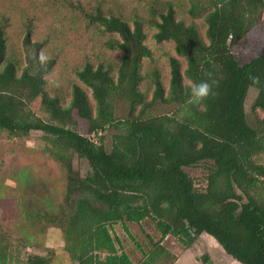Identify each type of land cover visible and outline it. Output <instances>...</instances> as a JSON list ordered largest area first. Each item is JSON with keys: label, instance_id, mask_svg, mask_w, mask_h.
<instances>
[{"label": "trees", "instance_id": "1", "mask_svg": "<svg viewBox=\"0 0 264 264\" xmlns=\"http://www.w3.org/2000/svg\"><path fill=\"white\" fill-rule=\"evenodd\" d=\"M92 1L84 7L75 0H52L49 9L52 15L79 11L87 29L93 25L105 37L103 49L119 53L118 62L90 49L66 88L45 77L60 64V50L51 51L46 63L37 55L41 70L21 71L20 54L11 47L19 15L27 16L26 46L39 51L54 41L32 42L41 23L29 16L31 7L22 11L15 0L0 6V127L52 137L66 170L63 206L38 215L25 200L20 222L40 224L35 233L62 228L66 250L78 264H134L118 254L109 225L146 219L163 238L172 235L187 248L206 233L241 264H264V116L252 125L245 110L250 88L258 91L254 108L264 110V52L241 64L231 50L260 23L264 0H189L190 16L205 13L204 37L195 22L177 20L174 0H139L146 5L128 11L119 0ZM147 28L156 30L157 42L173 41L186 60L182 70L180 59L170 57L168 87L145 43ZM145 58L150 70L143 72ZM206 73L218 82L215 95L191 103V87L208 80ZM120 101L129 111L117 119ZM158 103L176 106L171 113L146 116ZM108 127L115 129L110 151L99 136ZM63 152L85 159L90 174L81 177ZM199 164L207 170L203 190L187 171ZM163 253L167 249L159 243L141 264H153ZM8 256L0 239V264H8ZM25 264L50 261L33 254Z\"/></svg>", "mask_w": 264, "mask_h": 264}, {"label": "rangeland", "instance_id": "2", "mask_svg": "<svg viewBox=\"0 0 264 264\" xmlns=\"http://www.w3.org/2000/svg\"><path fill=\"white\" fill-rule=\"evenodd\" d=\"M17 1L20 10L24 11L25 8L31 7L32 12L29 16L40 20L38 22L41 24L32 42L46 37L54 41L52 46L49 44L46 49L41 48L39 51L36 50L34 44L26 46L22 31L27 16L26 14L19 15L12 28L11 47L20 54L21 71L24 69L33 72L41 70L43 66L37 60V55L43 51L48 57L52 54L51 51L60 50L62 51L60 64L45 77L49 84L54 85L56 82L66 88L75 77L74 67L81 64L83 57L90 49H92L91 53L104 51L108 59L118 62L119 53L103 49L102 41L105 37L98 36L96 27L93 25L88 30V21L80 15L79 11L66 10L64 14L54 13L52 15V10L49 9L52 0H15ZM75 1L84 7L94 3L92 0ZM119 1L127 11L134 8L140 10L147 2ZM174 1L177 20H182L187 24L195 22L204 37L205 13L194 18L188 13L189 0ZM104 2L109 5L111 0H104ZM5 3L6 0H0V6ZM146 31L145 43L152 49L156 65L168 87L170 57L177 56L180 59L182 70L186 68V60L177 55L173 41L157 42L153 37L156 30L147 28ZM231 50L241 64L264 52V9L260 14V23L248 33L246 42L232 46ZM142 70L143 72L150 70L149 59H144ZM141 86L144 88L145 84ZM68 89L67 93H69ZM257 95L258 91L250 88L245 102L247 118L252 125L256 118L264 116L263 109L254 108ZM89 97L95 106L91 90H89ZM175 106L158 103L146 116L171 113ZM128 111V103L120 101L116 104L117 119L126 117ZM39 115L46 118L43 112H39ZM114 133L115 129L108 127L99 135L104 138V145L108 151L112 149ZM55 151L54 139L43 132L31 131L28 135H24L11 133L0 127V239L8 247V264H25L28 257L33 254L47 257L50 264H78L66 250L62 228L47 227L44 233H35V229L40 228V224L33 222L24 226L20 222L22 216L19 206L23 205L25 200L31 204L32 213L38 215L57 211L64 204L66 170L64 163L55 155ZM63 154L71 160L73 168L81 177L90 174L91 169L85 159L69 152H63ZM187 171L194 179L196 187L203 190L206 186V165L199 164ZM109 229L116 239L118 254H127L134 264H141L145 261L159 243L167 249L168 254L163 253L157 256L153 264H171L175 258L176 260L180 258L177 264H241L228 255L218 242L206 233L200 235L192 247L187 248L172 235L163 238L155 223L150 219L140 223L118 222L109 225ZM100 256L105 257L106 253L100 252Z\"/></svg>", "mask_w": 264, "mask_h": 264}, {"label": "clouds", "instance_id": "3", "mask_svg": "<svg viewBox=\"0 0 264 264\" xmlns=\"http://www.w3.org/2000/svg\"><path fill=\"white\" fill-rule=\"evenodd\" d=\"M39 60L41 63H46L47 61V57L44 55L43 51H41L39 55ZM206 75L208 76V80L201 81L200 83L195 84L191 87V96H192V99L190 101L191 103L199 105L203 103L205 100H207L210 96L215 95V93L213 92V86L217 85L218 82L212 79L211 73H206ZM250 79L253 82L258 81V77L252 76L250 77Z\"/></svg>", "mask_w": 264, "mask_h": 264}, {"label": "crops", "instance_id": "4", "mask_svg": "<svg viewBox=\"0 0 264 264\" xmlns=\"http://www.w3.org/2000/svg\"><path fill=\"white\" fill-rule=\"evenodd\" d=\"M180 259V258H179ZM179 259H177L175 262H174V264H177L178 263V261H179Z\"/></svg>", "mask_w": 264, "mask_h": 264}]
</instances>
